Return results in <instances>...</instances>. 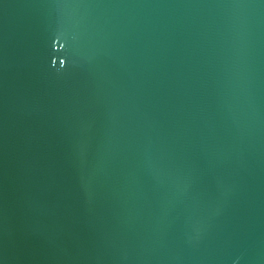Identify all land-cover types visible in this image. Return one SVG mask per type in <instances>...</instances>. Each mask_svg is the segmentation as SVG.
Masks as SVG:
<instances>
[{"label": "water", "instance_id": "water-1", "mask_svg": "<svg viewBox=\"0 0 264 264\" xmlns=\"http://www.w3.org/2000/svg\"><path fill=\"white\" fill-rule=\"evenodd\" d=\"M0 264H264V0H0Z\"/></svg>", "mask_w": 264, "mask_h": 264}]
</instances>
